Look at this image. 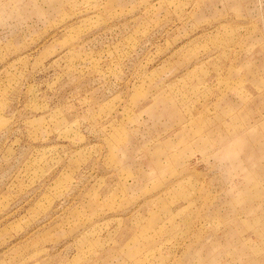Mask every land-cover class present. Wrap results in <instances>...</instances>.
Returning a JSON list of instances; mask_svg holds the SVG:
<instances>
[{
  "label": "rangeland",
  "instance_id": "1",
  "mask_svg": "<svg viewBox=\"0 0 264 264\" xmlns=\"http://www.w3.org/2000/svg\"><path fill=\"white\" fill-rule=\"evenodd\" d=\"M0 264H264V0H0Z\"/></svg>",
  "mask_w": 264,
  "mask_h": 264
}]
</instances>
